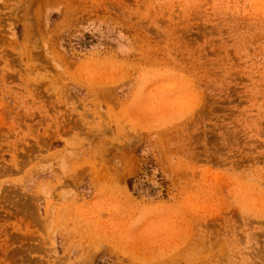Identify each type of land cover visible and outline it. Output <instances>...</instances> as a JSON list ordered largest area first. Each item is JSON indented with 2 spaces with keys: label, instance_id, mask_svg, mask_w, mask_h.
I'll return each instance as SVG.
<instances>
[{
  "label": "rangeland",
  "instance_id": "1",
  "mask_svg": "<svg viewBox=\"0 0 264 264\" xmlns=\"http://www.w3.org/2000/svg\"><path fill=\"white\" fill-rule=\"evenodd\" d=\"M0 264H264V0H0Z\"/></svg>",
  "mask_w": 264,
  "mask_h": 264
}]
</instances>
